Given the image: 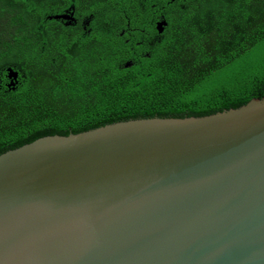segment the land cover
Here are the masks:
<instances>
[{
  "label": "water",
  "instance_id": "obj_1",
  "mask_svg": "<svg viewBox=\"0 0 264 264\" xmlns=\"http://www.w3.org/2000/svg\"><path fill=\"white\" fill-rule=\"evenodd\" d=\"M0 264H264V95L0 153Z\"/></svg>",
  "mask_w": 264,
  "mask_h": 264
},
{
  "label": "trees",
  "instance_id": "obj_2",
  "mask_svg": "<svg viewBox=\"0 0 264 264\" xmlns=\"http://www.w3.org/2000/svg\"><path fill=\"white\" fill-rule=\"evenodd\" d=\"M14 1L0 0V68L16 65L25 78L0 95V153L44 135L132 118L202 116L264 95V0H211L168 12V33L143 44L149 54L133 67L121 66L126 46L110 39L102 59L75 53L57 76L51 67L41 70L38 46L25 42L21 27L26 10Z\"/></svg>",
  "mask_w": 264,
  "mask_h": 264
},
{
  "label": "flooded vegetation",
  "instance_id": "obj_3",
  "mask_svg": "<svg viewBox=\"0 0 264 264\" xmlns=\"http://www.w3.org/2000/svg\"><path fill=\"white\" fill-rule=\"evenodd\" d=\"M20 1L14 2L22 3L26 10L21 27L31 37L32 44L38 46V51L41 50L38 61L44 64L40 62V67L45 71L51 67L57 76L71 65L75 53L80 60L93 55L102 59L110 39L126 46L121 66L131 68L141 55L149 54L148 49H142L143 44L153 46L168 33V12L200 8L211 0ZM50 60L53 64L49 65ZM24 78L25 74L16 65L1 67L0 95L17 90Z\"/></svg>",
  "mask_w": 264,
  "mask_h": 264
},
{
  "label": "rangeland",
  "instance_id": "obj_4",
  "mask_svg": "<svg viewBox=\"0 0 264 264\" xmlns=\"http://www.w3.org/2000/svg\"><path fill=\"white\" fill-rule=\"evenodd\" d=\"M19 18H20V16L17 17V19H19ZM21 18H22V17H21ZM21 18H20V20H21ZM5 26H6V25L0 23V35L3 33V31H1V29L4 28ZM14 26H15V25H14ZM9 35L11 36V34H9ZM10 36H9V37H10ZM4 37H5V39H8V36H7V35L4 36ZM21 42H23V37H21ZM25 42H27L28 44H32L33 41H32V39H31L30 36H26V37H25ZM40 49H41V47H40ZM1 50H2V49H1ZM26 52L29 53L28 50H27ZM40 52H41V50H40V51H37V52L35 53V56L37 57V59H39ZM27 53L25 54V55H26L25 57H24V56L22 57V63H23V64H22L21 67H23V69H25V67H24L25 62H27V60H29V59H27V58H28V54H27ZM0 55H1V53H0ZM40 62H41V61H40ZM41 63H43V62H41ZM47 63L50 65V64H53V61L50 60V62L48 61ZM43 64H44V63H43ZM41 70H42V69H41Z\"/></svg>",
  "mask_w": 264,
  "mask_h": 264
}]
</instances>
